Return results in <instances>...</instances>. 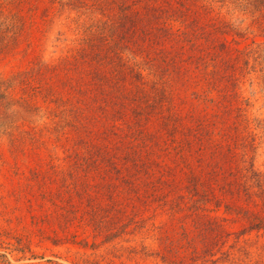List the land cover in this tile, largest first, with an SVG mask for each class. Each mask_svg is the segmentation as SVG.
<instances>
[{
	"label": "rangeland",
	"instance_id": "374dc122",
	"mask_svg": "<svg viewBox=\"0 0 264 264\" xmlns=\"http://www.w3.org/2000/svg\"><path fill=\"white\" fill-rule=\"evenodd\" d=\"M220 5L215 11L246 33L232 42L233 47L253 49L260 45L262 51L261 59L251 60L248 74L236 86L213 73V62L201 66V70L172 64V51L182 43L173 32L186 31L183 22L173 18L172 9L158 24L166 30L165 37L159 39L155 32L154 47L149 52L151 44L144 41L143 33L151 27L149 21L139 20L133 32H126L132 24L119 25L120 10L114 9L112 0H0V24L10 25L15 16L23 26L21 36H0V79L28 73L27 80L50 89L47 99H39L38 110L22 101L0 104V264H264V233L241 235L242 228L226 213L227 199L220 192V203L213 201L208 206L212 216L227 217L225 222L207 216L182 220L155 215L153 210L144 212L150 193L156 195L152 191L154 182L162 177L164 164H169L166 155L160 156L158 151L153 158H160L161 168L154 165L146 175L130 164L131 173H124L128 183L113 178L117 183L113 188L118 194L116 206H110L109 195L102 193L104 204L109 205L108 213L97 222L90 220V194L95 197L100 186L84 187L87 171L78 170L75 164L89 156L94 144L102 142L97 141L96 133L102 126H94L96 102L102 104V90L94 76L101 70L122 89H134L135 93L139 83L129 74L127 80L123 76L114 80V71L100 68L93 54L83 65L64 68L63 62L61 69H47L65 57L73 63H84L81 49L83 39L90 34L88 27L96 22L102 27L107 23L110 28L105 26L106 30L109 28L110 35L118 37L117 49L143 74L148 89L165 77L173 103L182 110L188 127L196 129L202 124L218 139L216 135L241 107L243 131L256 137V149L249 155L248 165L254 164L264 174V35L249 29V17L233 7L229 12L219 10ZM45 10L48 17H44ZM41 68L43 76H35ZM151 93L153 99L144 105V130L156 133L163 123L154 107L156 94ZM78 97L82 106L88 105V116L80 121L70 115L72 105L78 106ZM64 98L68 99L66 105L59 101ZM98 115L106 117V113ZM66 118L71 126L63 123ZM104 123L103 118L101 125ZM137 147L146 159L155 150L144 143ZM217 162L224 164L219 158ZM37 174L41 179L42 174L51 178V198L43 200L42 205L30 193ZM89 176L90 184L104 183L101 177L96 179V172L92 175L91 171ZM218 223L225 225L230 235L222 232Z\"/></svg>",
	"mask_w": 264,
	"mask_h": 264
},
{
	"label": "trees",
	"instance_id": "16d2710c",
	"mask_svg": "<svg viewBox=\"0 0 264 264\" xmlns=\"http://www.w3.org/2000/svg\"><path fill=\"white\" fill-rule=\"evenodd\" d=\"M49 1L56 3L57 0ZM112 2L114 9L120 10L119 25L132 24V27L128 26L126 32H133L139 20L149 21L151 27L148 31H143L146 34L144 41L151 44L147 47L150 49L149 52L153 49L151 46L154 47L155 32L159 39L162 35L165 37L166 30L158 24L172 9L173 18L180 19L186 28V31L173 32L174 37L182 42L172 51L174 60L171 62L179 68L201 70V66L213 62L215 67L213 73L220 75L221 79L231 86H236L239 79L248 74L251 60L254 59L257 62L262 57L260 45L253 49L233 47L232 42H236L237 38L245 37L246 33H243L221 12H216L215 7L221 4L219 10L227 9L228 12L230 7H233L235 11H240L242 15L250 18L249 29L255 28L264 35V0H120V3L119 0H112ZM48 16L49 12L45 10L44 17ZM19 21L20 18L13 16L10 25L1 23L0 36H21L23 26ZM244 22L245 20L241 21L242 24ZM105 26L109 27V24L104 23L102 27L96 22L88 27L87 31L89 30L90 34L83 39L81 49V54L85 57L84 63L83 60L73 63L70 57H65L58 63L46 66L47 69L55 70L62 67L69 68L72 65H83L93 54L98 58L100 68L108 67L112 72L114 71L116 75L114 80L117 76L119 78L123 76V79L127 80L129 74L139 83L135 93L134 89H122L118 82H112L111 77L105 72L101 73V70L94 76L96 85H99L102 90V104L96 102V110L98 114L106 113V117L96 114V124H94V126L99 124L102 126V130L101 128L96 130L97 141L101 139L102 142L98 146L94 144L89 156L75 164L78 170L87 171L84 175V187L100 186V189L95 192V197L90 194V211H88L90 220L97 222L108 213L106 208L109 205L104 204L102 193L109 195L112 201L110 206H116L115 197L118 194L113 191V188L117 186V183L113 178L117 177L116 180L122 179L123 182L128 183L124 173L125 171L131 173L130 164L138 171L144 170L146 175L150 167L154 165L156 168H161L160 158H153L154 152L158 151L160 156L166 155L169 164H164L162 177L154 182L152 191L156 195L150 193L148 196L150 201L144 212L153 210L155 215L164 214L171 219L182 220L184 218L196 220L207 216L209 220L225 222L229 220L227 217L212 216L208 206L213 201L220 203L217 197V192H220L227 199L226 213L242 228L241 235L253 231L264 233V174L256 170L254 164L248 165V157L256 149V137L250 133L245 135L243 131L242 108L235 109L236 115L216 135L218 139L212 132L204 130L202 124H198L196 129L188 127L187 118L181 113L182 110L178 108V104L173 103L171 87L165 77L160 78V81H154L152 87L148 89L143 74L136 71L130 61L117 49L118 37L115 33L111 36L110 27L106 30ZM112 37H114L113 40ZM63 62L64 66L61 67ZM34 74L38 77L43 76V69ZM27 77L28 73H20L12 79H0V104L5 102L9 105L22 101L32 110H38L39 99L41 97L47 99L50 94L46 92L50 89L46 84L39 86L30 82ZM98 82L100 84H97ZM151 91L156 94L154 107L162 115L161 123H163L162 128L156 133H149V131L147 133L144 130L146 119L144 105H149L153 99ZM59 101L66 105L68 99ZM81 102L83 101L78 97V106L72 105L70 109L72 118L79 121L88 116V105L84 107ZM103 118L107 124L101 125ZM63 123L66 126L72 125L67 118ZM140 143L155 149L148 154L147 159L141 157L138 152L137 146ZM217 158L224 164L219 165ZM185 169L189 172H185ZM91 171L92 175L96 172V179L99 176L104 183L90 184ZM43 175L41 179L37 174L34 183L30 184L32 197L35 196L36 201L41 205L51 198L49 195L51 190L48 188L51 178ZM140 199L141 196L138 194L139 202ZM33 205L29 204V207ZM218 226L222 232L230 235L224 228L225 225L218 223Z\"/></svg>",
	"mask_w": 264,
	"mask_h": 264
}]
</instances>
